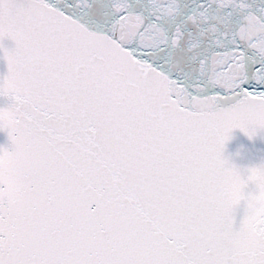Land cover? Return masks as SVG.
<instances>
[{
	"label": "snow or ice",
	"instance_id": "obj_1",
	"mask_svg": "<svg viewBox=\"0 0 264 264\" xmlns=\"http://www.w3.org/2000/svg\"><path fill=\"white\" fill-rule=\"evenodd\" d=\"M0 264H264V0H0Z\"/></svg>",
	"mask_w": 264,
	"mask_h": 264
},
{
	"label": "water",
	"instance_id": "obj_2",
	"mask_svg": "<svg viewBox=\"0 0 264 264\" xmlns=\"http://www.w3.org/2000/svg\"><path fill=\"white\" fill-rule=\"evenodd\" d=\"M7 71L6 64L0 61V74ZM7 142L6 135L0 133V145H4ZM240 152L238 157H235L236 163L240 165H249L258 163L261 159H264V141L257 139L255 142L249 141L240 132L235 133V138L230 142L228 146V152L235 156V153Z\"/></svg>",
	"mask_w": 264,
	"mask_h": 264
}]
</instances>
